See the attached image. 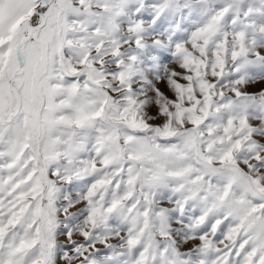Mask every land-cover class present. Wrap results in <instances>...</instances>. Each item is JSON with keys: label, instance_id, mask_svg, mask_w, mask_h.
<instances>
[{"label": "rangeland", "instance_id": "rangeland-1", "mask_svg": "<svg viewBox=\"0 0 264 264\" xmlns=\"http://www.w3.org/2000/svg\"><path fill=\"white\" fill-rule=\"evenodd\" d=\"M0 193V264H264V0H0Z\"/></svg>", "mask_w": 264, "mask_h": 264}, {"label": "bare ground", "instance_id": "bare-ground-1", "mask_svg": "<svg viewBox=\"0 0 264 264\" xmlns=\"http://www.w3.org/2000/svg\"><path fill=\"white\" fill-rule=\"evenodd\" d=\"M69 25L71 27H73V28L75 26V24H73V23H69ZM71 30H72V28H71ZM97 39H100V37H97ZM42 48H43V50H45L44 41L42 42ZM79 51L81 52V56H83L86 60H88V61H90L92 63L97 61L100 58V46H98V45L97 46L93 45V49L90 50V46L89 45L83 44V45L80 46ZM88 52H91V53L88 54ZM38 63L37 64L40 65L39 61H38ZM68 73H70V72L68 71ZM75 76H78V72L75 73ZM88 80H90L92 85H97L99 80H100V74L99 73L89 74L88 75ZM21 142H22V137L21 136L16 137L15 145H16V148L18 150L21 147V144H22ZM10 215H11V213L5 207L4 201H3V197L1 196V198H0V229L1 230L5 231L6 227H8L9 223L11 222V219H10L11 217H9ZM28 242H29L28 240L25 241L26 244H29ZM16 244H17V242H16Z\"/></svg>", "mask_w": 264, "mask_h": 264}]
</instances>
